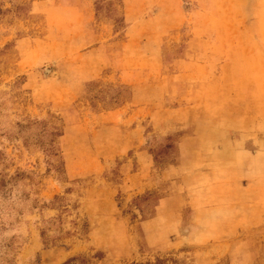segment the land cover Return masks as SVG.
<instances>
[{
  "label": "rangeland",
  "instance_id": "374dc122",
  "mask_svg": "<svg viewBox=\"0 0 264 264\" xmlns=\"http://www.w3.org/2000/svg\"><path fill=\"white\" fill-rule=\"evenodd\" d=\"M0 264H264V0H0Z\"/></svg>",
  "mask_w": 264,
  "mask_h": 264
},
{
  "label": "crops",
  "instance_id": "0c3cea01",
  "mask_svg": "<svg viewBox=\"0 0 264 264\" xmlns=\"http://www.w3.org/2000/svg\"><path fill=\"white\" fill-rule=\"evenodd\" d=\"M67 11H69V14L75 15V17H72L75 20L76 25L79 27L78 25V21L81 19L83 21V18L85 17V12L86 14L90 15V8L88 11L86 6L85 7H81V6H76L75 4L71 5L69 2L67 3Z\"/></svg>",
  "mask_w": 264,
  "mask_h": 264
}]
</instances>
